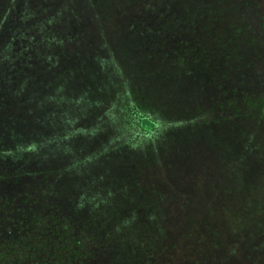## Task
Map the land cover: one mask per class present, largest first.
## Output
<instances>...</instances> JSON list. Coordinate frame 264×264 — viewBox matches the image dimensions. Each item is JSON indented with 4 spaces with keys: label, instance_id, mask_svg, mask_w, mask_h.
I'll return each mask as SVG.
<instances>
[{
    "label": "rangeland",
    "instance_id": "rangeland-1",
    "mask_svg": "<svg viewBox=\"0 0 264 264\" xmlns=\"http://www.w3.org/2000/svg\"><path fill=\"white\" fill-rule=\"evenodd\" d=\"M39 230L27 263L264 264V0H0V250Z\"/></svg>",
    "mask_w": 264,
    "mask_h": 264
},
{
    "label": "trees",
    "instance_id": "trees-1",
    "mask_svg": "<svg viewBox=\"0 0 264 264\" xmlns=\"http://www.w3.org/2000/svg\"><path fill=\"white\" fill-rule=\"evenodd\" d=\"M151 125H153V123H151ZM228 176H229V174L226 177H228ZM39 225H41V224L39 223ZM59 225H66V228H68V224L67 223H61ZM38 229H40V228H38ZM45 233H47V232H44L43 230H39L38 232L37 231H33V235L29 236V238L31 240L34 239L32 245H28V241H26V240H21V241H15V243H12V244H10V245H8L6 247L3 246L4 248L2 250H0V264H37L35 262L27 263L28 258H26L27 257L26 253L30 252L29 248H31V249L35 248V252L37 251L36 245H35L36 244L35 236H36V238H38L41 246H44V245L48 244V239H47L48 237L45 238V236H44ZM61 234H63V233L62 232H58V235H56V236H58V239H59V235H61ZM71 237H72V235H70L68 231H65V236H63V238L66 241L69 242L70 239L72 241ZM219 239L222 240L223 244L226 243L227 239H222L220 236H219ZM259 239H260V237H257L256 239H251V240H252V242L258 243ZM73 241H75V240H73ZM260 241H262V239H260ZM76 243L80 244V241H77V242L75 241V244ZM164 243L165 244L167 243L166 239L164 240Z\"/></svg>",
    "mask_w": 264,
    "mask_h": 264
}]
</instances>
